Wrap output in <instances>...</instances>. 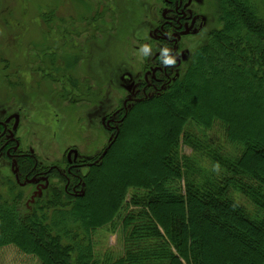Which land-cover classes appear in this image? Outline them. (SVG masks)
I'll use <instances>...</instances> for the list:
<instances>
[{
    "label": "trees",
    "instance_id": "trees-1",
    "mask_svg": "<svg viewBox=\"0 0 264 264\" xmlns=\"http://www.w3.org/2000/svg\"><path fill=\"white\" fill-rule=\"evenodd\" d=\"M213 7L219 26L162 91L134 102L102 161L84 174L82 195L54 184L28 207L22 189L0 173V248L13 245L38 264H264V3L216 0ZM248 105L252 111L243 114ZM136 112L148 122L167 113L166 127L146 138L150 125H138ZM192 124L219 125L238 150L208 154L217 169L206 172L194 155L204 144ZM136 132L141 148L131 171L119 176L115 163L127 162L123 150ZM180 142L193 153L181 154ZM103 174L114 179L96 208ZM130 188L142 191L131 194L135 208L117 223L123 253L99 257L92 234L114 225Z\"/></svg>",
    "mask_w": 264,
    "mask_h": 264
},
{
    "label": "rangeland",
    "instance_id": "rangeland-1",
    "mask_svg": "<svg viewBox=\"0 0 264 264\" xmlns=\"http://www.w3.org/2000/svg\"><path fill=\"white\" fill-rule=\"evenodd\" d=\"M215 2L205 0L209 15ZM257 2L261 4L264 0ZM155 17V0H0V112H18L21 123L18 133L23 144L25 148L29 145L33 148L44 166L65 158L69 147L79 155L93 154L108 150L115 141L119 127L113 135L104 128L101 118L121 107L125 91L130 92L132 80H136L147 56L142 45L149 39ZM208 21L207 28L200 34L185 39L182 68L203 41L206 30L218 25L214 18ZM203 98L209 102V97ZM246 108L243 114L252 111L249 105ZM136 113L138 125L144 121L150 125L143 131L148 135L146 138L161 134V129L166 127L167 113L152 114L156 116L152 122L140 112ZM168 115L171 116V112ZM125 116L126 112L119 124ZM156 125L160 126V131L155 129ZM188 128L203 139V149L194 155L206 172L217 169L208 154L238 150L227 142L219 125L206 130L194 124ZM137 137L138 132L127 140L123 150L127 162L119 159L115 163L113 170L119 176L131 171L135 152L141 148ZM179 149L181 154L193 153L183 142ZM0 173L12 177L5 166L0 167ZM110 176L103 174L101 188L93 193L96 208L109 196V185L114 179ZM63 184L62 180L61 186ZM33 189L32 184L22 188L24 199L28 198L24 201L28 207L35 197L30 195ZM134 191L142 190H128L126 203L119 210L114 225L98 228L92 234L97 256L115 258L122 255L124 241L120 217L135 208L128 202ZM234 195L240 203L252 208L246 197L236 192ZM0 264H38V260L7 245L0 248Z\"/></svg>",
    "mask_w": 264,
    "mask_h": 264
},
{
    "label": "flooded vegetation",
    "instance_id": "flooded-vegetation-1",
    "mask_svg": "<svg viewBox=\"0 0 264 264\" xmlns=\"http://www.w3.org/2000/svg\"><path fill=\"white\" fill-rule=\"evenodd\" d=\"M155 6L156 21L148 34L149 39L142 45L147 56L136 80H132L130 92L125 91L121 107L101 118L104 128L113 135L119 127V119L125 112L127 114L133 102L164 89L178 76L184 64L182 50L186 46L185 39L197 36L207 28L209 18L216 20L214 7L209 15L207 12L210 9L207 10L205 0H155ZM171 61L174 63L170 64ZM20 129L18 112H0V167L5 166L10 171L13 181L21 189L32 184L34 189L30 195L47 193L54 184L61 186L62 180L66 194L79 195L78 191L84 186V174L102 161V151L79 155L78 152L70 151L73 148L69 147L67 151L70 153L66 152L65 158L44 166L30 145L25 148L24 140L18 133ZM1 161L4 163L1 164Z\"/></svg>",
    "mask_w": 264,
    "mask_h": 264
},
{
    "label": "water",
    "instance_id": "water-1",
    "mask_svg": "<svg viewBox=\"0 0 264 264\" xmlns=\"http://www.w3.org/2000/svg\"><path fill=\"white\" fill-rule=\"evenodd\" d=\"M109 146H110V144H108V147H109ZM106 150H107V148H105V150L102 152V154H101L100 157H102V156L105 154ZM70 151H71V150H70ZM70 151H69V153H70ZM75 152H76V151H75ZM80 194H81V195L83 194V190L80 191Z\"/></svg>",
    "mask_w": 264,
    "mask_h": 264
},
{
    "label": "clouds",
    "instance_id": "clouds-1",
    "mask_svg": "<svg viewBox=\"0 0 264 264\" xmlns=\"http://www.w3.org/2000/svg\"><path fill=\"white\" fill-rule=\"evenodd\" d=\"M173 63H174V61H171V62H170V64H173Z\"/></svg>",
    "mask_w": 264,
    "mask_h": 264
}]
</instances>
